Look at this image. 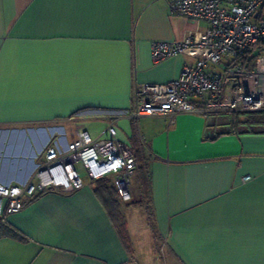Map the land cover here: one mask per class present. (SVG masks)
Segmentation results:
<instances>
[{
  "label": "crops",
  "instance_id": "crops-1",
  "mask_svg": "<svg viewBox=\"0 0 264 264\" xmlns=\"http://www.w3.org/2000/svg\"><path fill=\"white\" fill-rule=\"evenodd\" d=\"M197 28L205 24L170 14L166 0H0V183L27 181L57 138L73 140L77 128L107 138L113 124L135 157L131 197L142 196L144 173L173 259L264 264V112L128 117L137 85L165 84L192 60L154 62L150 43ZM82 180L0 216V264H140L94 181Z\"/></svg>",
  "mask_w": 264,
  "mask_h": 264
},
{
  "label": "built area",
  "instance_id": "built-area-1",
  "mask_svg": "<svg viewBox=\"0 0 264 264\" xmlns=\"http://www.w3.org/2000/svg\"><path fill=\"white\" fill-rule=\"evenodd\" d=\"M166 1L170 14L204 23L205 28L187 31L180 40L150 43L154 62L173 54L192 60H184L178 77L165 84L137 85L128 117L163 116L172 124L180 113L264 112V0ZM105 131L107 138H93L77 128L73 140L57 138L46 146L27 181L0 183V216L19 211L37 193L80 189L79 168L91 181L112 176L120 200H130L134 153L117 140L113 124Z\"/></svg>",
  "mask_w": 264,
  "mask_h": 264
},
{
  "label": "rangeland",
  "instance_id": "rangeland-1",
  "mask_svg": "<svg viewBox=\"0 0 264 264\" xmlns=\"http://www.w3.org/2000/svg\"><path fill=\"white\" fill-rule=\"evenodd\" d=\"M83 179L85 174L80 172ZM113 184V177L108 176ZM137 184L136 173L130 178L129 189L134 190ZM119 211L124 223L123 239L131 256L140 264H180L167 251L162 240L157 235L153 226L152 215L146 200L131 197L128 201L119 199ZM140 201V202H137Z\"/></svg>",
  "mask_w": 264,
  "mask_h": 264
},
{
  "label": "trees",
  "instance_id": "trees-1",
  "mask_svg": "<svg viewBox=\"0 0 264 264\" xmlns=\"http://www.w3.org/2000/svg\"><path fill=\"white\" fill-rule=\"evenodd\" d=\"M256 114L258 113L248 114L249 121H256L257 119ZM260 119H262V117H260ZM140 175H141L142 197L146 200L147 205L149 207L147 182L144 177V173H141ZM107 177L108 176L93 180L95 184V193L102 199L103 204L105 208L107 209L111 220L113 221L115 227L117 228V231L119 232V234L121 235V238L123 239L122 231H125L124 230L125 228H124V223L122 222V219L120 217L118 194L115 189L114 183L112 184L108 179H106ZM42 193H37L33 197H37ZM137 202H140V201H137Z\"/></svg>",
  "mask_w": 264,
  "mask_h": 264
}]
</instances>
